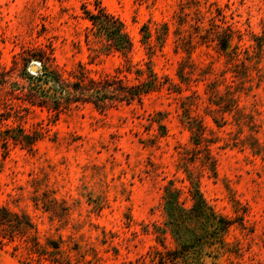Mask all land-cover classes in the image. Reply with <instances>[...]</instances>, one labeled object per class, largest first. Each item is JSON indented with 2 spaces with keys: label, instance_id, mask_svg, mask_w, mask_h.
Segmentation results:
<instances>
[{
  "label": "rangeland",
  "instance_id": "1",
  "mask_svg": "<svg viewBox=\"0 0 264 264\" xmlns=\"http://www.w3.org/2000/svg\"><path fill=\"white\" fill-rule=\"evenodd\" d=\"M96 6L124 22L131 63L148 62L175 88L104 112L79 103L57 117L11 94L10 81L26 87L24 72L40 74V60L22 59L39 47L68 82L81 73L138 82L118 71L119 53L87 44L84 10ZM18 105L30 110L14 113ZM8 128L41 134L31 150L0 142V205L32 226L11 237L0 227V264H264V0H0V131ZM191 186L229 222L216 240L210 221L194 230L175 221L177 235L166 228L163 196L173 190L176 206L189 208ZM31 236L40 254L27 249Z\"/></svg>",
  "mask_w": 264,
  "mask_h": 264
},
{
  "label": "trees",
  "instance_id": "2",
  "mask_svg": "<svg viewBox=\"0 0 264 264\" xmlns=\"http://www.w3.org/2000/svg\"><path fill=\"white\" fill-rule=\"evenodd\" d=\"M84 12L90 21V27L85 38L89 47L97 45L98 47L93 48V50L119 53L125 58V61L122 65L123 67L118 71L121 73H125V71L134 73V78L138 82L129 83V80L124 78L126 74H123V78L108 74L100 79H95L82 73L74 76L75 81L68 82L62 78L61 74L51 63L50 58L39 47L22 59H24V63H27L31 58L40 60L43 63L40 74L33 76L24 72V76L30 79V84L26 87L23 84L10 81L11 89L9 91L11 94L19 95L23 102H26L32 107L45 109L50 117H57L60 112L70 109L72 106L77 107L79 103H92L97 110L104 112L106 109L115 106L118 102L124 101L129 104L136 100L142 103V97L151 91H159L164 87L166 89L175 88V84L169 82V78L166 76H158L148 62H145V68L135 67V64L131 63L129 54L133 50L134 43L124 22L119 17L101 6H96L95 11L85 9ZM162 27V31L157 30V39L165 38L164 36L168 28L166 24H163ZM142 31L141 42L147 49V53L152 54L153 45L151 44L150 30L144 25L142 26ZM227 40V36H222L220 39V47L223 50L226 47ZM179 77L182 80L185 79L182 72H179ZM43 81L49 83L46 88L40 84ZM20 110L29 111L30 107L18 105L14 113H20ZM6 113L8 115L6 117H9V112ZM14 115L20 117V115ZM158 119L153 115L150 121L158 122ZM204 128L201 123L197 122H192L189 127L194 135L202 134ZM157 130L159 136H163L166 132L165 126L162 123H158ZM40 134L41 132L39 130L28 133L23 128H8L0 131V142L4 150H6L9 140H12L13 143L19 144L23 148L31 150ZM189 191L191 198L189 208L176 206L173 201L175 194L173 190L169 191L168 195L163 196L162 208L169 215L166 228H169L177 235L180 230V225L176 224L175 221L185 223L191 230L196 229L204 220L210 221V224L215 226V230L210 235L214 237L213 240H216L218 230H225L229 222L215 213L197 186H191ZM176 212L180 215L179 218L175 217ZM17 219L18 215L16 213L0 205V227H2L1 231L3 236L8 235L11 237L14 228L18 232L27 233L29 228L32 227L28 220L26 221V225L23 226L18 223ZM155 231H157V240L162 242L164 228L158 226L155 228ZM26 241L29 243L27 246L28 250H32L38 254L43 251L40 248L37 237H28ZM53 247L57 248V246Z\"/></svg>",
  "mask_w": 264,
  "mask_h": 264
},
{
  "label": "water",
  "instance_id": "3",
  "mask_svg": "<svg viewBox=\"0 0 264 264\" xmlns=\"http://www.w3.org/2000/svg\"><path fill=\"white\" fill-rule=\"evenodd\" d=\"M38 65L32 63L31 66H30V71H32V72L38 71L39 70Z\"/></svg>",
  "mask_w": 264,
  "mask_h": 264
},
{
  "label": "bare ground",
  "instance_id": "4",
  "mask_svg": "<svg viewBox=\"0 0 264 264\" xmlns=\"http://www.w3.org/2000/svg\"><path fill=\"white\" fill-rule=\"evenodd\" d=\"M34 64H37V65H38L39 63H37V62H34Z\"/></svg>",
  "mask_w": 264,
  "mask_h": 264
}]
</instances>
